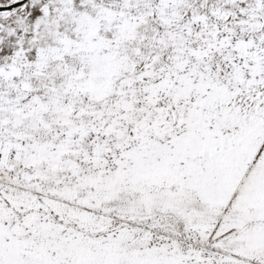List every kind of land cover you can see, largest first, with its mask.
Instances as JSON below:
<instances>
[{
	"label": "snow or ice",
	"instance_id": "obj_1",
	"mask_svg": "<svg viewBox=\"0 0 264 264\" xmlns=\"http://www.w3.org/2000/svg\"><path fill=\"white\" fill-rule=\"evenodd\" d=\"M0 264H264V0H0Z\"/></svg>",
	"mask_w": 264,
	"mask_h": 264
}]
</instances>
